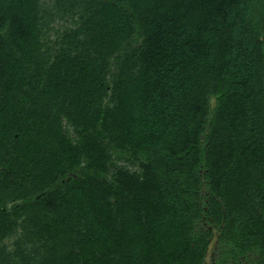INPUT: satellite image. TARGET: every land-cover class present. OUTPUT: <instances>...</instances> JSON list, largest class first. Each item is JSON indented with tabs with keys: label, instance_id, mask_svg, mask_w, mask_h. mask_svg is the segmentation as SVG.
<instances>
[{
	"label": "trees",
	"instance_id": "obj_1",
	"mask_svg": "<svg viewBox=\"0 0 264 264\" xmlns=\"http://www.w3.org/2000/svg\"><path fill=\"white\" fill-rule=\"evenodd\" d=\"M210 226L264 264V0H0V264H205Z\"/></svg>",
	"mask_w": 264,
	"mask_h": 264
},
{
	"label": "rangeland",
	"instance_id": "obj_2",
	"mask_svg": "<svg viewBox=\"0 0 264 264\" xmlns=\"http://www.w3.org/2000/svg\"><path fill=\"white\" fill-rule=\"evenodd\" d=\"M50 1H52V0H50ZM64 23L65 22L62 20L55 19L53 21V23L51 24L52 28L49 31L50 36L54 37V34L56 33L57 29L61 28ZM69 129L71 130V128H69ZM210 228L212 230V235L209 238V247L207 250L206 257H205V264H219V263H217L216 258L219 254H221V251H223L220 249L221 247H220V242H219V233L215 229V227L210 226ZM9 242L10 241H8V243ZM251 256H253V255H250V257ZM255 258H257V256H255ZM258 258H259V256H258Z\"/></svg>",
	"mask_w": 264,
	"mask_h": 264
},
{
	"label": "flooded vegetation",
	"instance_id": "obj_3",
	"mask_svg": "<svg viewBox=\"0 0 264 264\" xmlns=\"http://www.w3.org/2000/svg\"><path fill=\"white\" fill-rule=\"evenodd\" d=\"M250 256V255H249ZM255 256L256 255H254L253 254V257L251 258V257H245V256H241V257H239V262H241L240 264H257V262H256V258H255ZM252 262V263H251ZM235 263V262H234ZM235 264H237V263H235Z\"/></svg>",
	"mask_w": 264,
	"mask_h": 264
}]
</instances>
